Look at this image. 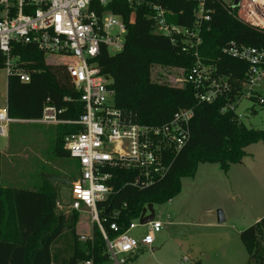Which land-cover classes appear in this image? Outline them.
<instances>
[{
    "label": "trees",
    "instance_id": "1",
    "mask_svg": "<svg viewBox=\"0 0 264 264\" xmlns=\"http://www.w3.org/2000/svg\"><path fill=\"white\" fill-rule=\"evenodd\" d=\"M146 1L135 9L129 7L128 0H111L106 6L96 7L99 13L108 10L121 17L127 32L120 51L110 54L107 47L101 45L94 64L109 79L115 106L126 120L160 125L184 108H193L194 116L190 137L164 178L144 189H132L125 185L132 177L131 172L114 169L116 178L112 184L115 192L107 200L97 203L108 238H114L131 222L137 221L149 203L161 204L177 195L180 179L193 176L199 163H217L227 171L231 164L242 159L245 147L264 142V130L248 127L232 110L220 111L226 102L240 99L247 68L245 62L224 54L223 47L234 41L264 49V32L234 18L229 13L231 8L220 2L210 4L213 13L202 28L198 54L204 63L217 68L219 75L230 83L231 90L227 97L214 103L199 102L191 84L173 85L152 78V68L156 65L181 68L183 76L194 57L182 50V44L174 45L167 37L153 32L151 10ZM152 1L169 12L167 22L192 27L196 3ZM14 53L20 55L30 78L28 82H22L16 76L8 77L9 115L16 119H38L44 106L49 104L61 110L58 113L61 119L78 118L83 111L78 100L80 92L65 67L47 63L45 54L31 45L15 44ZM3 63L0 54V69L4 67ZM250 100L255 101V97ZM247 109L255 113L253 106ZM80 130V125L60 123L54 126L53 153L56 157L70 158L63 148L64 136ZM75 178L76 174L72 176ZM39 180L40 183L31 189L5 187L0 180V264H78L87 259H92L93 264H111L97 225L92 226V240L80 241L77 222L81 215L60 212L56 207L57 185H51L44 174ZM114 211H118V215L112 218ZM110 222L118 225V233L109 229ZM239 236L248 254L247 264H264V216L243 229Z\"/></svg>",
    "mask_w": 264,
    "mask_h": 264
},
{
    "label": "built area",
    "instance_id": "2",
    "mask_svg": "<svg viewBox=\"0 0 264 264\" xmlns=\"http://www.w3.org/2000/svg\"><path fill=\"white\" fill-rule=\"evenodd\" d=\"M143 1L146 0H128V5L135 9ZM188 1L196 3L192 27L171 24L166 20L169 12L161 4L152 0L146 4L151 10L153 32L167 37L174 45L182 44V50L194 57L187 73L176 81L191 84L195 98L210 104L227 97L231 90L228 80L219 75L213 64L204 63L198 54L202 28L213 13L210 4L220 2L222 6L231 8L229 13L234 18L264 32V0H239L235 7L232 6L234 0ZM110 2L0 0V54L4 58L6 80L9 76H16L20 81L28 82L30 75L23 68L20 55L14 53V46H34L45 55L54 56L53 64L65 67L74 87L80 92L78 100L83 111L78 118L61 119L58 117L61 110L47 104L41 117L30 121L81 126L80 131L64 136L63 148L76 161L78 173L70 185L69 207L62 210L58 202L56 207L63 214L77 212L81 216L87 215L90 230L88 234H80L79 240H92V226L96 224L111 264H124L125 255L140 245L153 243L154 234L161 230L163 223L154 218L145 224L148 225L147 233L137 239L129 235L139 224L137 219L114 238H108L97 203L107 200L115 192L112 184L116 178L114 169L131 172L132 177L125 185L132 189H144L164 178L190 137L194 109H180L167 122L149 125L126 120L115 106L110 81L93 61L101 45L106 46L110 54L124 46L127 28L123 19L108 10L99 13L96 9ZM222 52L247 64L240 99L226 102L220 110H232L240 118L236 107L242 99L257 97V86L264 76V49L229 41ZM257 99L264 103L263 97ZM16 120L9 115L6 100L4 106H0V136L6 137L8 125ZM117 215L118 211H114L111 217ZM109 229L119 232L115 222L109 223ZM83 264H93L92 259L85 260Z\"/></svg>",
    "mask_w": 264,
    "mask_h": 264
},
{
    "label": "rangeland",
    "instance_id": "3",
    "mask_svg": "<svg viewBox=\"0 0 264 264\" xmlns=\"http://www.w3.org/2000/svg\"><path fill=\"white\" fill-rule=\"evenodd\" d=\"M55 57L45 55L47 63ZM156 81L178 85L181 68L156 65L152 68ZM6 68L0 69V106L7 100ZM264 76L257 86L255 101L244 98L236 112L248 127L264 130ZM253 106L255 113L248 107ZM35 122L14 121L8 125V137L0 136L2 183L15 187H34L42 174H59L72 179L78 173L76 161L56 157L53 153L54 126ZM242 159L227 171L217 163H199L191 177L180 179V191L170 200L154 204V218L163 223L155 232L151 245H140L125 255L124 264H247L248 254L240 240V232L264 216V142L245 147ZM57 176V175H56ZM62 210L69 207L70 185L56 183ZM224 220L218 222L217 211ZM87 215L78 218L77 232L88 234ZM148 225H140L129 233L140 239ZM184 258L186 259L184 261ZM78 264H83L79 262Z\"/></svg>",
    "mask_w": 264,
    "mask_h": 264
},
{
    "label": "water",
    "instance_id": "4",
    "mask_svg": "<svg viewBox=\"0 0 264 264\" xmlns=\"http://www.w3.org/2000/svg\"><path fill=\"white\" fill-rule=\"evenodd\" d=\"M239 0H234V3L232 4L233 7L237 6ZM48 182L51 185H55L56 183H66L71 185L73 182L72 179H68L66 177L62 176H56V175H48ZM107 213V211H106ZM154 219V210H153V204L149 203L143 210L142 213L139 217V224L140 225H145L146 223L152 221ZM217 220L218 222H222L224 220V216L222 211L218 210L217 211Z\"/></svg>",
    "mask_w": 264,
    "mask_h": 264
},
{
    "label": "crops",
    "instance_id": "5",
    "mask_svg": "<svg viewBox=\"0 0 264 264\" xmlns=\"http://www.w3.org/2000/svg\"><path fill=\"white\" fill-rule=\"evenodd\" d=\"M16 121H20V122H31L30 120H24V119H18V120H16ZM35 123H37V122H35ZM48 125V124H47ZM52 126H55L56 124H51ZM50 125V126H51ZM8 132H9V130H8ZM9 136V135H8ZM7 136V137H8ZM0 154H1V152H0ZM1 172H2V155H1V167H0V180H1ZM48 175H59V174H54V173H48L46 176H48ZM40 183V180H37V182H34V185L33 186H37L38 184ZM1 184L3 185V186H5V187H15V186H12V185H10V184H6V183H2V181H1ZM18 188H22V187H18ZM26 188H29V189H31V188H33V187H26ZM153 244V243H152Z\"/></svg>",
    "mask_w": 264,
    "mask_h": 264
},
{
    "label": "flooded vegetation",
    "instance_id": "6",
    "mask_svg": "<svg viewBox=\"0 0 264 264\" xmlns=\"http://www.w3.org/2000/svg\"><path fill=\"white\" fill-rule=\"evenodd\" d=\"M73 180V179H72Z\"/></svg>",
    "mask_w": 264,
    "mask_h": 264
}]
</instances>
